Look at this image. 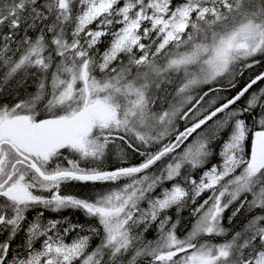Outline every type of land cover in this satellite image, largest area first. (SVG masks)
Here are the masks:
<instances>
[{
    "label": "snow or ice",
    "instance_id": "6c2138e0",
    "mask_svg": "<svg viewBox=\"0 0 264 264\" xmlns=\"http://www.w3.org/2000/svg\"><path fill=\"white\" fill-rule=\"evenodd\" d=\"M0 264H264V0H0Z\"/></svg>",
    "mask_w": 264,
    "mask_h": 264
}]
</instances>
